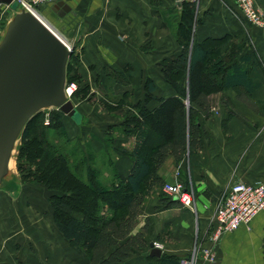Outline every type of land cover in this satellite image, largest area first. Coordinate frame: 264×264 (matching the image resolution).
Returning a JSON list of instances; mask_svg holds the SVG:
<instances>
[{
    "label": "crops",
    "instance_id": "1",
    "mask_svg": "<svg viewBox=\"0 0 264 264\" xmlns=\"http://www.w3.org/2000/svg\"><path fill=\"white\" fill-rule=\"evenodd\" d=\"M254 1L264 10V0ZM180 2L53 0L40 5V10L70 39L85 81L99 82L104 69L127 67L133 79L150 78L154 82L153 96H166L173 90L168 84L165 87L157 61L178 50L171 17L178 13ZM194 2L199 18L195 38L231 32L243 39L242 50L251 55L256 70H264V29L244 19L235 0ZM207 99L209 114L202 122L200 149L190 162L186 154L177 163L167 158L159 166L165 181H171L174 170H178L176 179L187 182V189L192 191L191 207L177 200L165 205L154 193L147 195L140 206L142 214L136 228L143 227V239L156 242L160 255L183 257L195 240L204 246L202 236L209 229V217L224 188L235 180L253 182L264 176V73L262 82L247 98L249 103L240 100L230 87L209 93ZM96 109L91 104L89 111L78 107L81 126H86V120L92 122L96 115L97 124L89 129L95 135L103 131L100 122H109ZM81 126L75 127V136L80 140ZM115 139L123 147L131 142L124 135ZM130 163L128 156H117L113 166L124 176ZM113 177L105 184H110ZM40 199L47 203L40 188H28L19 178L16 183L0 187V264H88L86 256L60 236L48 206ZM147 248L133 251L119 264L155 261L156 256L145 253ZM215 251L213 264H264V210L254 213L246 224L224 231Z\"/></svg>",
    "mask_w": 264,
    "mask_h": 264
},
{
    "label": "trees",
    "instance_id": "2",
    "mask_svg": "<svg viewBox=\"0 0 264 264\" xmlns=\"http://www.w3.org/2000/svg\"><path fill=\"white\" fill-rule=\"evenodd\" d=\"M194 8L193 0H181L174 24L178 50L157 61L162 80L173 92L153 96L154 82L144 78L140 98L133 102L124 100L121 97L128 94L125 89L116 98L117 103L124 100L136 110L128 109V115L115 124L122 135L133 140L129 149L117 146L121 154L131 158L124 176L116 169L106 185L96 178L92 165L87 164L85 180L77 173L83 165L81 161L73 165L75 171L71 170L68 156L46 137L48 128L61 123L62 112L58 108L36 112L22 127L14 156L16 172L20 180L32 181L48 191L46 200L55 228L86 256L88 264H119L133 251L147 246L143 227L136 228L142 214L140 206L151 193L165 205L177 200L162 191L164 179L159 166L167 158L177 163L186 154L190 162L200 149L202 122L209 114L208 94L230 87L240 100L249 103L247 98L262 82L264 70H256L251 55L242 50L241 37L225 32L221 36L195 38L192 27L199 18ZM80 65L72 49L66 64V83L75 81L71 95L77 99H83L89 90ZM130 76L127 67L104 69L100 84L109 86L104 81H111L113 85ZM100 101L107 108L117 107L103 98ZM45 112L48 121L43 124ZM115 125L109 126L106 133ZM181 182L187 187V182ZM178 259L162 253L155 261L148 260V264H177Z\"/></svg>",
    "mask_w": 264,
    "mask_h": 264
},
{
    "label": "water",
    "instance_id": "3",
    "mask_svg": "<svg viewBox=\"0 0 264 264\" xmlns=\"http://www.w3.org/2000/svg\"><path fill=\"white\" fill-rule=\"evenodd\" d=\"M0 1L10 3L11 8L0 17L1 187L20 179L14 156L29 118L49 108H58L72 118L76 107L65 91L66 64L73 44L64 43L22 4ZM147 245L146 253L160 256L154 241Z\"/></svg>",
    "mask_w": 264,
    "mask_h": 264
},
{
    "label": "rangeland",
    "instance_id": "4",
    "mask_svg": "<svg viewBox=\"0 0 264 264\" xmlns=\"http://www.w3.org/2000/svg\"><path fill=\"white\" fill-rule=\"evenodd\" d=\"M37 11L39 14L43 15L41 13L40 6L37 7ZM6 12H8V10L4 11V13ZM4 13L0 17H3ZM177 15L178 13L177 14L173 13L171 17L173 24H175L176 22ZM44 18H45L46 23L51 27L52 26L51 21L46 19L45 15H44ZM194 27L195 26L192 27L193 33L195 32ZM55 29H57L58 34L63 38V40L69 44L70 39L65 37L61 29H58L56 27ZM73 51L75 52V50ZM83 76L85 77L84 73H83ZM121 81H124L125 84L119 83ZM71 82H73V84L75 85V81L73 80H70V82H67V83L69 84ZM100 82L101 81L87 82L89 85V90L87 91L83 99H80V98L77 99L76 97L72 96L71 93L75 89L76 85L72 88V91L69 95V99L73 101L74 105L77 107L76 108L77 111L75 110L74 115H72V118H70L67 114H64L63 112L60 113L59 115L61 118L60 125L55 128H48L46 137L48 141L53 143L58 150L64 152V154L68 156V162H69V166L71 167V170L75 171L73 168V165L77 163L78 161H81L83 165L81 164L82 166H80V168L78 169L79 171L77 173L83 180H85L87 177L86 167H87V164H89L90 166L92 165L94 167V170L96 171L95 172L96 178L99 181L100 180L103 181V182L101 181L100 182L105 184V183H108L110 178L113 176V170L114 171L116 170L114 169L115 167L113 165L115 164V160L117 156H123V154H121V150L117 147L119 145L118 141L115 139V136L122 135L120 132L119 126H116V125L113 126L109 134H107L106 131L109 130L108 127L111 126L115 120L120 121L124 117H126L129 113V110L133 112L136 111L133 107L130 106L129 103H128L129 105H127V103L124 100L127 99L129 100V102H133V100H135L137 97L140 98L139 94L142 88V84H143L142 82H144V78L133 79V76H130V78H128L127 80L117 81L116 82L117 85L115 86L110 84L111 81H104V84H107V85L109 84V86H105L102 84L98 86L97 83H100ZM163 83L165 87H167V84L165 82ZM123 89H125L128 92V94L125 97H121V98H124V100H121L120 102L117 103L116 98L120 97L119 93ZM100 98H103L104 101H108V103L111 105H114V104L117 105V107L107 108L104 104H102V102L100 101ZM81 101H83L82 102L83 104L80 103ZM90 104L97 107L96 110L98 113L101 112L102 116H106V117H102V119H104L105 121H109L107 125L105 124V122H100L98 124L100 128L97 125L99 129L103 130L101 133L98 132L97 135H95L93 132H90L91 130L89 131V129H91L97 124L96 115L94 116L92 122H89L90 120H86V126H81L83 124V120L80 121L79 123L80 113L78 111V107L83 111H86V110L89 111ZM84 105H85V108H84ZM42 115H43V121H42L43 124L47 123L48 114H46L45 112ZM79 126H81L80 134L81 136H83L81 140L80 138L75 136V133H76L75 127L78 128ZM128 139L131 140V142H127L126 145H124V147L126 146L125 147L126 149H128L129 146H131L133 142L131 136H129ZM177 171H178L177 169L174 170L173 178L176 177ZM21 181L28 188H32V187L40 188L46 197L48 191L43 186L37 183H34L32 181H27V180H22V179ZM106 185H109V184H106ZM40 200L43 202V205L45 204V206L46 205L48 206V200H47V203L46 202L44 203V200L42 199Z\"/></svg>",
    "mask_w": 264,
    "mask_h": 264
},
{
    "label": "built area",
    "instance_id": "5",
    "mask_svg": "<svg viewBox=\"0 0 264 264\" xmlns=\"http://www.w3.org/2000/svg\"><path fill=\"white\" fill-rule=\"evenodd\" d=\"M15 1L26 7L46 25L44 15L38 13L37 7L42 3L53 2V0ZM235 5L248 23L264 29V10L254 0H235ZM6 10H11L10 3L0 1V16ZM46 26L48 27V25ZM51 27L54 30L48 28L66 43L58 34L57 29L53 25ZM66 44L70 45V43ZM65 85V91L69 97L75 85L73 82L66 83ZM161 189L165 194L176 198L182 205L191 207L193 202L192 191L191 189H187L176 177L171 181H164ZM259 210H264V176L253 182L245 180L230 182L221 192V196L214 206V211L209 217V229L202 236L206 244L202 246L198 240H195L188 253L180 257L177 264H213L216 259L215 246L220 235L224 231L232 230L238 224H246L249 218ZM154 243L159 247L156 242Z\"/></svg>",
    "mask_w": 264,
    "mask_h": 264
},
{
    "label": "bare ground",
    "instance_id": "6",
    "mask_svg": "<svg viewBox=\"0 0 264 264\" xmlns=\"http://www.w3.org/2000/svg\"><path fill=\"white\" fill-rule=\"evenodd\" d=\"M46 22V21H45ZM46 25H48L47 23H46ZM48 27L50 28V29H52L49 25H48ZM54 30V29H53ZM11 162V161H10Z\"/></svg>",
    "mask_w": 264,
    "mask_h": 264
}]
</instances>
